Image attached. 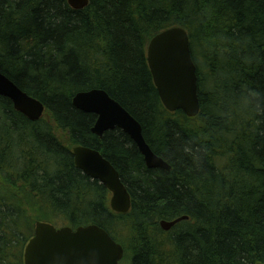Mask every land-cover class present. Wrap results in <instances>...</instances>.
I'll return each instance as SVG.
<instances>
[{"label": "trees", "instance_id": "16d2710c", "mask_svg": "<svg viewBox=\"0 0 264 264\" xmlns=\"http://www.w3.org/2000/svg\"><path fill=\"white\" fill-rule=\"evenodd\" d=\"M172 27L190 38L196 118L166 110L148 65L150 41ZM0 72L46 107L32 122L0 96V264H24L37 221L97 225L123 264H264V0H0ZM95 88L141 123L170 170L149 169L120 129L92 133L97 116L72 100ZM76 146L118 170L128 214L76 168Z\"/></svg>", "mask_w": 264, "mask_h": 264}, {"label": "water", "instance_id": "95a60500", "mask_svg": "<svg viewBox=\"0 0 264 264\" xmlns=\"http://www.w3.org/2000/svg\"><path fill=\"white\" fill-rule=\"evenodd\" d=\"M68 3L74 10H83L90 0H68ZM147 59L166 110L171 113L182 111L188 118H196L201 112L199 78L187 31L172 27L156 35L149 43ZM0 96L9 99L15 110L32 122L40 121L46 113L41 101L28 95L1 72ZM72 103L76 109L97 116L92 128L94 135L102 138L106 132L120 129L134 141L149 169H171L147 143L141 123L105 90L95 88L78 92ZM72 153L76 168L110 191L112 211L128 214L132 209V198L112 163L100 150L90 147L76 146ZM188 219L184 216L172 222L162 221L160 225L169 231ZM124 256V247L97 225L74 229L40 221L25 247L24 264H123Z\"/></svg>", "mask_w": 264, "mask_h": 264}, {"label": "rangeland", "instance_id": "374dc122", "mask_svg": "<svg viewBox=\"0 0 264 264\" xmlns=\"http://www.w3.org/2000/svg\"><path fill=\"white\" fill-rule=\"evenodd\" d=\"M46 116V113H45V115H44V117ZM37 222H40V221H37ZM36 222V223H37ZM36 226V225H35ZM56 226V225H55ZM56 227H63V226H59V225H57Z\"/></svg>", "mask_w": 264, "mask_h": 264}, {"label": "flooded vegetation", "instance_id": "af4514ba", "mask_svg": "<svg viewBox=\"0 0 264 264\" xmlns=\"http://www.w3.org/2000/svg\"><path fill=\"white\" fill-rule=\"evenodd\" d=\"M9 106H14L13 103L11 102V104Z\"/></svg>", "mask_w": 264, "mask_h": 264}, {"label": "bare ground", "instance_id": "6f19581e", "mask_svg": "<svg viewBox=\"0 0 264 264\" xmlns=\"http://www.w3.org/2000/svg\"><path fill=\"white\" fill-rule=\"evenodd\" d=\"M121 177V176H120Z\"/></svg>", "mask_w": 264, "mask_h": 264}]
</instances>
